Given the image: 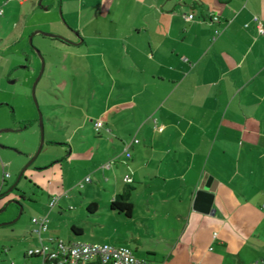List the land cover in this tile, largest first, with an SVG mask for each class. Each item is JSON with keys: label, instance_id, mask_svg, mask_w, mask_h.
Here are the masks:
<instances>
[{"label": "crops", "instance_id": "1", "mask_svg": "<svg viewBox=\"0 0 264 264\" xmlns=\"http://www.w3.org/2000/svg\"><path fill=\"white\" fill-rule=\"evenodd\" d=\"M26 2L0 0L3 73L27 56ZM81 11L70 15L75 44L65 43L61 70L91 80L89 104L69 91L52 124L74 128L61 142L68 155L77 144L97 163L104 185L90 213L101 206L130 224L113 246L151 264L264 258V33L253 21L264 24V0H102L97 12ZM73 110L103 120L96 138L75 144L85 123ZM114 202L130 204V216ZM26 240L36 245L31 231ZM25 253L17 264H29Z\"/></svg>", "mask_w": 264, "mask_h": 264}, {"label": "rangeland", "instance_id": "2", "mask_svg": "<svg viewBox=\"0 0 264 264\" xmlns=\"http://www.w3.org/2000/svg\"><path fill=\"white\" fill-rule=\"evenodd\" d=\"M26 1L22 7L26 13V33L22 44L26 45L27 56L5 73L2 72L4 62L0 61V194H3L0 198V225L4 224L0 226V264H17V259H23L24 252L35 246L33 241L26 240L32 230L30 221L33 217H47L50 235L66 242L103 240L98 244L113 245L118 236L130 228L124 218L107 219V212L101 206L95 216L87 209L90 196L102 197L101 184L104 185L93 174L97 163L90 164L85 147L78 149L76 144L78 137H97L93 124L89 123V113L82 115L77 110L70 113L76 124L85 123L75 134L77 149L72 156L68 155L69 145L67 147L61 142L72 134L74 128H54L52 124L61 106L69 104V91L74 104L80 107L89 104L87 92L92 83L84 78L77 79L71 71L62 72L67 44L41 33L70 41L67 38H75L76 34L70 26V15L75 18L80 10L82 16L87 11L97 12L102 0ZM36 31L40 33L32 37L30 45L29 38ZM41 59L44 69L35 88L37 109L32 98V86L41 71ZM62 81L67 82L65 95L58 91ZM38 112L42 115L44 129L41 152L23 172L15 189L6 193L39 147ZM92 114L93 117L96 115L95 112ZM5 173L8 175L4 178ZM86 177L91 182L85 183ZM54 196L59 197L58 203L50 209L48 203ZM20 207L22 213L17 219ZM73 227L80 229L81 233L74 234ZM27 260L29 264H41L40 259L35 262V257Z\"/></svg>", "mask_w": 264, "mask_h": 264}, {"label": "built area", "instance_id": "3", "mask_svg": "<svg viewBox=\"0 0 264 264\" xmlns=\"http://www.w3.org/2000/svg\"><path fill=\"white\" fill-rule=\"evenodd\" d=\"M193 18V15L185 17L186 20H192ZM211 21H217V17H213ZM253 21L256 24L257 32L263 34V22L258 17H253ZM93 124L97 132L104 128L102 119H97ZM105 130L108 133L110 132L108 128H105ZM133 143L137 144L138 141L134 140ZM125 155L130 159L131 154L126 149ZM124 181L128 184L132 183L129 176H126ZM84 182H90V179L86 177ZM58 199L59 197H51L48 203L50 209L57 205ZM31 225V233L36 239V245L29 248L25 255L28 258L40 259L42 264H151L148 260L135 256L131 249L124 246L66 242L53 237L49 231V220L45 216L33 217ZM250 264H264V258Z\"/></svg>", "mask_w": 264, "mask_h": 264}, {"label": "water", "instance_id": "4", "mask_svg": "<svg viewBox=\"0 0 264 264\" xmlns=\"http://www.w3.org/2000/svg\"><path fill=\"white\" fill-rule=\"evenodd\" d=\"M36 33H40L39 31H37ZM36 33H34L30 38H29V43H30V45L32 44V37L36 34ZM41 34H43L44 36H46V37H50V38H57V39H59L60 41H62V42H64V43H67V44H75V43H73V42H71V41H67V40H65V39H62L61 37H57V36H54V35H51V34H47V33H41ZM37 54L38 55H40V53H39V51H37ZM42 60V66H41V71H40V73H39V75H38V77H37V79L35 80V82H34V84H33V86H32V98H33V101H34V104H35V106H36V108L38 109V104H37V100H36V98H35V88H36V85H37V83H38V81H39V79H40V77H41V75H42V73H43V69H44V62H43V59H41ZM38 120H39V127H40V141H39V147H38V149H37V151H36V153H35V155L32 157V159L27 163V165L24 167V169L21 171V173L19 174V177L17 178V181H16V183L6 192V193H10L12 190H14L15 189V186H16V184H17V182L19 181V179L21 178V176L23 175V172L26 170V168L37 158V156L39 155V153L41 152V149H42V146H43V143H44V129H43V123H42V115H41V113L40 112H38ZM1 197H3V194H0V198ZM14 203H17V202H15V201H13ZM0 212H2V211H0ZM21 213H22V207H20V212H19V214H18V216H17V219L19 218V216L21 215ZM16 219V220H17ZM15 220V221H16ZM15 221H13V222H15ZM12 222V223H13ZM0 226H4V224L3 225H0Z\"/></svg>", "mask_w": 264, "mask_h": 264}, {"label": "trees", "instance_id": "5", "mask_svg": "<svg viewBox=\"0 0 264 264\" xmlns=\"http://www.w3.org/2000/svg\"><path fill=\"white\" fill-rule=\"evenodd\" d=\"M95 208H96V204H94V203L88 204V206H87V209L90 212H92V209H95ZM111 208L117 210L119 213H122L127 217L130 216V213H131V205L130 204L114 202L111 204ZM72 232L77 235V234L81 233V230L73 227Z\"/></svg>", "mask_w": 264, "mask_h": 264}]
</instances>
